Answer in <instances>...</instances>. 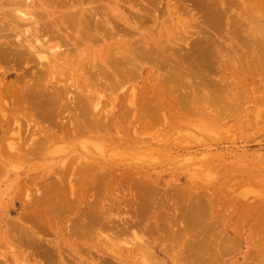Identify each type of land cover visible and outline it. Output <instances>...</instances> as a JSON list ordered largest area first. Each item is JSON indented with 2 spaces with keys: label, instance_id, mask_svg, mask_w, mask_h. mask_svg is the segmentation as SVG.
I'll return each mask as SVG.
<instances>
[{
  "label": "rangeland",
  "instance_id": "374dc122",
  "mask_svg": "<svg viewBox=\"0 0 264 264\" xmlns=\"http://www.w3.org/2000/svg\"><path fill=\"white\" fill-rule=\"evenodd\" d=\"M57 1L35 3L40 10ZM66 1L91 14L95 35L65 40L74 49L66 59L64 33L53 24V37L40 27L35 42L26 32L33 30L31 19L23 32L5 29L0 45L29 56L21 62L0 57V85L40 82L57 90L61 103L74 106L88 95L98 106L70 108L64 121L28 126L21 124L28 106L9 92L6 100L16 97L21 110L3 127L4 138L0 127V264H264V56L256 59L249 45L240 57L236 32L244 7L251 30L264 32V0ZM57 45L66 49L56 62L42 48ZM36 56L46 57L45 64ZM101 58L127 63L109 78L98 70L95 81L85 72L95 75L105 65ZM129 64L136 65L130 66L134 77L125 71ZM245 64L247 75L234 72ZM182 65L188 87L173 74ZM50 66L55 72L46 74ZM171 73L181 82L171 81ZM223 82L238 88L216 92ZM194 90L200 94L195 104ZM211 93L221 100L213 108L205 97ZM188 99V108L179 106ZM77 113L103 126L79 118L76 129L69 127Z\"/></svg>",
  "mask_w": 264,
  "mask_h": 264
},
{
  "label": "bare ground",
  "instance_id": "6f19581e",
  "mask_svg": "<svg viewBox=\"0 0 264 264\" xmlns=\"http://www.w3.org/2000/svg\"><path fill=\"white\" fill-rule=\"evenodd\" d=\"M36 0H3L1 3H0V33H3V31L5 30V29H9V30H11L10 32L12 33V32H17V33H20L21 31H22V27L23 26H25V25H27L26 24V21L27 20H29V19H31V20H29L27 23H32V25H31V28H33V30L30 32L29 31V29L30 28H28L27 30H26V32H28L29 33V35H31L32 37H31V40L33 41V42H35V41H38V39H39V37L40 36H42V34H43V30H42V32H40V27H44V32H45V34L47 33V34H51V35H49V37H53V35L54 34H52L53 33V27L55 28V29H58L59 30V28L63 31V33L65 34H63V36L64 37H61L62 39V42H61V44L62 45H64V44H66V46H67V43L66 42H64L65 40H70L71 41V39H73V36H74V40L73 41H77V40H81V41H84L85 39L84 38H89L90 36H93V35H95V34H93V35H91L90 34V32H89V29H90V23H91V20H92V16H91V14L89 13V12H85V10H84V8H83V6H81L80 5V3H78L79 4V7H75V5L73 6V4H74V2L72 3V1L70 2V3H68L66 0H64V1H61V0H59V1H57L55 4H54V6H50V5H46L47 3H49L48 1H47V3H45V4H43V5H41V8H40V10H39V8L36 6ZM58 5H61V7H58ZM259 8H260V6H259ZM42 11V14L44 13V15H42V14H40L39 12H41ZM243 12L245 13V14H247V15H244V17L246 18V19H248V20H242V29L240 30V28H239V30L238 31H236V32H239V38H240V41H239V43H238V46H237V48H239V52H240V57H245V50H248L249 49V45L250 46H252L254 49H253V54H254V56L256 57V59H261V57L258 55V53H260L262 56H264V32H262V34L261 35H255V30H251V17L248 15V13L246 12V7H244L243 8ZM39 13V14H38ZM46 14V15H45ZM44 16H45V18H44ZM38 17L39 18H44L43 20H39L38 19ZM241 18V17H240ZM49 22H51V24H49ZM239 22H240V19H239ZM50 25V29L48 28L49 27V25ZM58 23V24H57ZM53 24V27L51 26ZM240 25V24H239ZM70 27H73V28H75L76 30V34L75 33H73V34H71L72 32H70ZM6 31V30H5ZM71 31H74L73 29L71 30ZM96 31V30H95ZM23 32V31H22ZM54 32H55V30H54ZM5 33V32H4ZM7 33H8V31H7ZM11 33H9V34H11ZM16 33V34H17ZM32 33V34H31ZM62 33V32H61ZM6 34V33H5ZM5 34H3V35H5ZM75 34V35H74ZM99 34V33H98ZM0 35H2V34H0ZM2 35V36H3ZM8 35V34H7ZM13 35V34H12ZM12 35H8V36H12ZM57 35V34H56ZM59 36H58V38H60V36H62V35H60V34H58ZM70 35H72V37L70 36ZM97 35V34H96ZM100 36V35H99ZM108 36V35H107ZM18 38H19V36H18ZM57 38V37H56ZM50 39V38H49ZM54 39H55V37H54ZM64 39V40H63ZM96 39H97V36L95 37V40L94 41H96ZM93 41V40H92ZM72 42V41H71ZM99 42V41H98ZM12 43V42H11ZM10 43V44H11ZM26 43V42H25ZM38 43V42H37ZM64 43V44H63ZM78 43L80 44L81 43V45H82V42H79L78 41ZM77 43V46L79 45ZM87 43V42H86ZM89 43V42H88ZM97 43V42H96ZM17 44V43H16ZM95 44V43H94ZM93 44V45H94ZM15 45V44H14ZM42 45V44H41ZM74 45H75V43H74ZM88 45V44H87ZM8 46V45H7ZM16 46H18V45H16ZM21 46V45H20ZM65 46V45H64ZM65 46V47H66ZM70 45H69V42H68V46L67 47H69ZM23 47H24V45H23ZM22 47V48H23ZM30 47H31V45H30ZM64 47V48H65ZM66 47V48H67ZM78 47H81L80 45L78 46ZM91 47H93V46H91ZM113 47V46H112ZM246 47H248L247 49H246ZM63 48V49H64ZM65 48V49H66ZM74 48H75V46H74ZM34 49H37V48H35L34 47ZM43 49V51H46V52H49V51H52V52H50V54H51V58L52 59H54L55 61L56 60H58V58H61V59H63L64 60V58H63V55H62V53H63V51H65V50H63V49H60V48H58V45L57 46H55L53 49H50V48H48V47H43L42 48ZM70 49L72 50L73 48H71L70 47ZM69 48H67L66 50L67 51H69L70 50ZM132 49V48H131ZM138 49V48H137ZM70 50V51H71ZM108 50H110V48L108 49ZM112 50V49H111ZM70 51L68 52L69 54H70V56H66V59L68 58V59H70L69 57H71V55H72V53L74 52V49L71 51L72 53H70ZM113 51V53L111 52V55L112 54H114L115 53V51L114 50H112ZM118 51V50H117ZM124 51V50H123ZM131 51V50H130ZM109 52V51H108ZM107 52V53H108ZM91 53V52H90ZM117 53H119V52H117ZM121 53V52H120ZM125 53V52H124ZM133 53H135V51L133 52ZM145 53V52H144ZM27 54L28 53H24V51L22 50V49H18V48H16V49H9L8 47H4V46H1L0 45V57L2 58V60H6V61H8V60H10V58H9V56L11 55V56H13V58H14V60H18V61H20V60H22L23 58H28V56H27ZM146 54V53H145ZM142 54V56L144 55V56H146V55H148V54ZM252 54V55H253ZM75 55V54H74ZM116 55V54H115ZM119 55V54H118ZM132 55V54H131ZM135 55H136V53H135ZM153 55V54H152ZM247 55V54H246ZM33 56H34V54H33ZM124 56V55H123ZM126 56V55H125ZM129 56V55H128ZM248 56H249V54H248ZM32 57V56H31ZM31 57H29V59L31 58ZM35 57V56H34ZM39 57V56H38ZM37 56H36V58L34 59V60H36L37 58H38ZM73 57V56H72ZM108 57V56H107ZM110 58H111V56H109ZM112 57L114 58L115 56H113L112 55ZM118 57L119 56H117L116 55V59H118ZM120 57H121V55H120ZM153 57V56H152ZM254 57V58H255ZM9 58V59H8ZM51 58L49 59V62H50V60H51ZM127 58V57H126ZM154 58V57H153ZM32 59H33V57H32ZM42 59V60H41ZM109 59V58H108ZM125 59V58H124ZM246 59V58H245ZM1 60V59H0ZM26 60V59H25ZM24 60V61H25ZM33 60V61H34ZM38 60H39V62H41V61H43L44 62V60H47L46 59V57H39L38 58ZM37 60V61H38ZM62 60V61H63ZM101 60H102V62L103 63H105V65H97V68L95 67V69H97V71H95V70H93V71H95V75H93V73H91L90 71H91V69H89V71L87 70V72H85L86 74H88V75H90V77H92L91 79H94L93 77L95 76V81H96V77H97V75H96V73L98 72V70H100V72L102 73V74H104L105 75V78H107L109 75L107 74V73H113V71H115V70H119L121 67H122V65H125L126 63H127V61L126 62H124L123 63V61H122V63L120 62V60H122L121 58H119V60H115V61H107V59L106 58H101ZM110 60V59H109ZM113 60V59H112ZM150 59H148V61H149ZM156 60V59H155ZM12 61H13V59H12ZM32 62V60H29V62ZM61 61V60H60ZM60 62V63H64V62ZM73 61H74V59H73ZM72 61V62H73ZM128 61H130V60H128ZM153 61V60H152ZM17 62V61H16ZM21 62V61H20ZM19 62V63H20ZM35 62V61H34ZM43 62H41V64L43 65V64H45V63H43ZM57 62V61H56ZM68 63H69V61H67ZM96 62V61H95ZM94 62V63H95ZM132 62V61H131ZM131 62H128V63H131ZM158 62V61H157ZM157 62H156V64H157ZM163 62V61H162ZM166 62V61H165ZM256 62H258V63H260V60H257ZM4 63V62H3ZM9 63H11V61L9 62ZM18 63V64H19ZM67 63V64H68ZM132 63H135L136 64V62H132ZM159 63V62H158ZM56 64H58V63H56ZM73 64H74V62H73ZM91 64V63H90ZM96 64H97V62H96ZM99 64V63H98ZM160 64V66L162 65L161 63H159ZM167 65H168V63H166ZM87 65H88V63H87ZM86 65V66H87ZM128 65V64H127ZM164 65V64H163ZM162 65V66H163ZM167 65H164L165 67L167 66ZM225 65V64H224ZM15 66V65H14ZM22 66H24L23 64H22ZM61 66H62V64H61ZM90 68H91V66L90 65H88ZM94 66V65H93ZM101 66V67H100ZM130 66H136V65H131V64H129V69L127 68V70L125 69V71H127V75H128V70H132V69H130ZM163 66V67H164ZM169 66V65H168ZM174 66V65H173ZM249 64H245V66H239V68L238 69H235L234 70V72H238V73H241V74H244V75H247V73H246V70L248 71V70H250L249 69ZM17 67V66H16ZM32 67H34V65H32ZM31 67V68H32ZM37 67V66H36ZM184 67V65H182V66H180L179 68H176V70H174L173 71V74H176V75H178V76H181L182 74H183V68ZM228 68V66L227 65H225V68ZM51 68V69H50ZM50 68L48 67L46 70H45V72H46V74H50V73H52L56 68H54V67H52V66H50ZM88 68V67H87ZM99 68V69H98ZM174 68V67H173ZM19 69V68H18ZM73 69V68H72ZM123 69H124V67H123ZM171 69V68H170ZM175 69V68H174ZM39 70V69H38ZM42 70V67H41V69H40V71ZM53 70V71H52ZM44 70H42V72H43ZM79 71V70H78ZM85 71H86V69H85ZM125 71H124V73H125ZM27 72V71H26ZM55 72V71H54ZM132 72H133V70H132ZM175 72V73H174ZM249 72V71H248ZM27 73H30V72H27ZM44 73V72H43ZM80 73H82V72H80ZM99 73V72H98ZM123 73V72H122ZM26 74V73H25ZM40 74V73H39ZM107 74V75H106ZM136 75V73L135 72H133V74L131 75L132 77H134L133 75ZM170 74V73H169ZM172 73H171V78H169L171 81L173 80V82H175L176 81V79H175V77H177L178 78V82L180 81L181 82V80L179 79V77L178 76H175V75H173ZM231 74H232V72H231ZM42 74H40V76H41ZM100 75V74H99ZM129 75H130V73H129ZM184 76L185 75H188L187 73H185L184 72V74H183ZM237 75V74H236ZM31 76V75H30ZM39 76V77H40ZM117 76H119V75H117ZM122 76V75H121ZM131 76H129V77H131ZM175 76V77H174ZM21 77V76H20ZM131 77V78H132ZM182 77V76H181ZM34 78V77H33ZM37 78V77H36ZM35 78V79H36ZM109 78V77H108ZM118 78V77H117ZM122 78V77H121ZM123 78H125L124 76H123ZM123 78H122V80H123ZM162 78H164V77H162ZM173 78V79H172ZM183 78V82H185L184 81V77H182ZM42 79V78H41ZM40 79V80H41ZM120 79V78H119ZM134 79V78H133ZM175 79V80H174ZM104 80V79H103ZM110 80V79H109ZM164 80V79H163ZM167 80H168V78H167ZM166 80V81H167ZM208 80V79H207ZM94 81V82H95ZM99 81V80H98ZM97 81V82H98ZM118 81V80H117ZM211 81V80H210ZM23 82V81H22ZM41 82H42V80H41ZM76 82V81H75ZM111 82V81H110ZM173 82H168V83H173ZM177 82V81H176ZM187 82V81H186ZM185 82V86H187L188 84ZM204 82V81H203ZM205 82H209V81H206L205 80ZM43 83V82H42ZM86 83V82H85ZM88 84L90 83V81H88L87 82ZM85 84L84 86L87 88L88 87V84ZM99 83H101L100 81H99ZM120 83V82H119ZM0 84H2V81H1V83ZM33 85L31 86L30 84H29V86L28 87H22L21 89H17V87H15L14 89H11L12 87H10V86H8V87H1V85H0V127H1V129L3 130V132H2V137L4 138L5 136H6V133H4V131L6 130H4L3 129V127L4 126H11V124L16 120V119H18L19 117H20V115H19V113H20V108H18L19 109V111H17L18 109L17 108H15V107H18V105L19 104H17V101H16V97L15 98H12V99H10L9 101H7L6 99H8L9 97V92H12V93H14V94H16V95H18V97H20L21 98V100L24 102V104L25 105H27L28 106V108H29V110L31 111V113H30V111L28 110V113H26L25 111H22V112H24V113H22L23 115H24V118L23 119H21V124L22 125H31V124H34V125H40L41 124V122L43 121V122H50L49 124H51L52 125V123H55L56 121H59L60 119H63V117H61V115L63 114V112L65 111V113H66V111L67 110H69L70 108H72V109H76V111L78 110V111H81V112H86L87 110H89V107H91L92 106V108H94V109H96L97 108V106L98 105H96L95 104V102H94V100L93 99H91L90 98V96H86V95H83L84 97L83 98H81L82 100H77V101H75V102H78V103H75L74 102V106H71V105H73V104H64V102H60V98H61V94H60V96L58 95V93H57V90H55V93L54 92H48L49 91V88L48 87H45V89H43L42 88V84H40V82H36V83H32ZM102 84V83H101ZM105 84V83H104ZM114 84V83H113ZM201 84V83H200ZM199 84V85H200ZM226 84V83H225ZM224 84V82H223V85H222V87H221V89H219L218 88V90H217V88H216V92H218L219 93V90L221 91L222 89H224L223 91H221V93L223 94V92L225 91V90H227L226 89V87H228V88H232V89H235V88H238L237 87V85H235V86H232V85H229V86H227V84L225 85ZM245 84V83H244ZM82 85H83V83H82ZM98 85V84H97ZM100 85V84H99ZM98 85V86H99ZM183 85V86H184ZM193 85V84H192ZM198 85V86H199ZM211 85H213L212 84V82H211ZM210 85V86H211ZM225 85V86H224ZM78 87H79V85H77ZM84 86H81V87H84ZM91 86V85H90ZM114 86V85H113ZM185 86H184V89H186L185 88ZM198 86H196L195 87V84H194V87H195V89H197V88H199ZM202 86H204V85H202L201 84V87ZM207 86H209V84L207 85ZM209 86V87H210ZM100 87H102V86H100ZM103 87H105V86H103ZM169 86H167V88H168ZM182 87V86H181ZM215 87V86H214ZM242 87V86H241ZM166 88V87H165ZM166 88V89H167ZM169 88H171V87H169ZM207 88V87H206ZM212 88V87H211ZM204 89V88H203ZM168 90V89H167ZM166 90V91H167ZM181 90V89H180ZM179 90V91H180ZM183 90V89H182ZM197 90H200V91H198V92H200V93H202V91H201V89L199 88V89H197ZM197 90H194V92H193V94H192V97H193V100L191 101L192 103L194 102V101H199V99H200V94H199V96H198V93H196L195 91H197ZM204 91V90H203ZM209 91V90H208ZM214 91V90H213ZM212 91V92H213ZM238 91H239V89H238ZM156 92V91H155ZM154 92V93H155ZM215 92V93H216ZM178 93H180V92H178ZM191 93V92H190ZM189 93V94H190ZM215 93H211V96H210V94L209 95H207V96H205V97H207L208 99H211V102H209V104H212V105H209V106H212V108H213V105L214 106H217L218 105V103H220V102H218L216 105H215V103L219 100V101H221L220 99H219V97L217 96V94H215ZM220 93V94H221ZM228 93H230V92H228ZM228 93H226L227 95H228ZM63 94V93H62ZM181 94L182 93H180L179 95V97H181ZM187 94V93H186ZM224 94H225V92H224ZM223 94V95H224ZM13 95V94H12ZM183 95V94H182ZM230 95V94H229ZM191 96V95H190ZM14 97V96H13ZM60 97V98H59ZM154 97H155V94H154ZM154 97H153V99H154ZM184 97V96H183ZM199 97V98H198ZM156 98V97H155ZM170 98V97H169ZM187 98V97H186ZM186 98H184V100L186 101ZM220 98L221 99H223L224 97L221 95L220 96ZM18 99V98H17ZM153 99H151L150 101H148V100H146V103H145V105H148V106H150V108H151V106H154L153 104L155 103L156 104V101L154 102V100ZM181 99V98H180ZM218 99V100H217ZM12 100V101H11ZM182 101H184L183 100V98L181 99ZM217 100V101H216ZM223 100H225V98L223 99ZM222 100V101H223ZM13 101H15V102H13ZM151 101H153L154 103H152ZM168 102V100L167 99H164V102ZM182 101H180L179 100V106H181V107H186V108H188L187 106H188V104L189 105H191L190 104V102H189V99L187 100V104L186 103H184V105H182L181 104V102ZM166 102V103H167ZM196 102H194V104L196 103ZM203 102V101H202ZM212 102H214V104L212 103ZM18 103H20V102H18ZM72 103V102H71ZM158 103V102H157ZM169 103V102H168ZM167 103V104H168ZM175 104H176V102H175ZM193 104V105H194ZM17 105V106H16ZM186 105V106H185ZM134 106H135V110H137L136 108H137V106H136V104H134ZM155 106H157L156 107V110H158L159 111V109L160 108H158V104L157 105H155ZM170 106H171V104H170ZM198 106H200V105H198ZM197 106V107H198ZM172 107V106H171ZM154 108V107H153ZM158 108V109H157ZM17 109V110H16ZM26 109V108H25ZM71 109V110H72ZM75 109H74V111H75ZM149 109V108H148ZM174 109V108H173ZM191 109V108H190ZM154 110H155V108H154ZM154 110H151L152 112L151 113H153L154 112ZM155 110V112H158V111H156ZM187 110V109H186ZM185 109H184V111H186ZM174 111V110H173ZM190 111V110H189ZM188 111V112H189ZM214 111V110H213ZM191 112V111H190ZM76 113V112H75ZM154 114V113H153ZM153 114H151V115H153ZM70 115V114H69ZM180 115V114H179ZM181 116V115H180ZM71 117H73V116H71ZM58 120H57V119ZM75 118H77V120L75 121V122H73L72 124H71V120H67V122H70V123H68V124H70V125H68L69 127H71L73 124H74V126H75V129H76V127H78L79 126V118H82L83 120H81L80 122H81V124H85V122L87 123V125L89 124H92V125H94V126H97V127H99V126H103V123H101L100 121H97L95 118L94 119H92V118H90V117H88V116H86V114H76V117ZM166 119H168L167 117H166ZM73 120V119H72ZM63 121H64V119H63ZM62 121V122H63ZM165 121V120H164ZM167 121V120H166ZM45 122V123H46ZM58 123L59 122H57V125H58ZM66 124V123H65ZM105 124V123H104ZM56 125V124H55ZM54 124H53V126H55ZM21 126V125H20ZM58 126H60V125H58ZM66 126V125H65ZM20 128V127H19ZM22 128V127H21ZM62 128H64V129H66L67 127H62ZM72 128H74L73 126H72ZM197 256V255H196ZM199 256V255H198ZM194 257H195V255H194ZM162 262V261H161ZM157 264H158V262H156ZM160 264V263H159ZM162 264H163V262H162Z\"/></svg>",
  "mask_w": 264,
  "mask_h": 264
}]
</instances>
